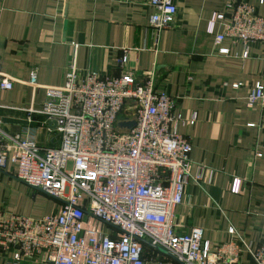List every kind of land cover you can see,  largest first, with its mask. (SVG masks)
I'll return each instance as SVG.
<instances>
[{
  "label": "crops",
  "instance_id": "crops-1",
  "mask_svg": "<svg viewBox=\"0 0 264 264\" xmlns=\"http://www.w3.org/2000/svg\"><path fill=\"white\" fill-rule=\"evenodd\" d=\"M171 1L174 21L156 34L149 26L155 11L150 0H0V68L15 80L11 89L0 90V125L32 134L41 146L58 145L57 133L48 130L54 125L40 114L27 123L26 109L41 107L46 86L63 85L69 61L81 79L88 71L118 75L117 59L128 50L125 70L139 80L144 72H155V88L175 99L177 131L191 143V171L214 172L205 188L186 186L175 208V229L203 228V240L212 248L239 241L230 227L250 246L264 244V110L244 104L264 73V42L250 43L245 57L243 45L226 37L220 47L228 54H221L207 30L215 12H223L228 22L230 7L238 3L264 16V0ZM222 30L216 23L214 32ZM33 70L36 89L28 84ZM193 113L196 119L189 124ZM9 167L0 170V208L32 217L56 209L54 199L15 176L16 165ZM236 178L242 185L233 193ZM142 244L144 264H180L162 248ZM13 255L0 254V264H44ZM234 264L254 262L245 251Z\"/></svg>",
  "mask_w": 264,
  "mask_h": 264
},
{
  "label": "built area",
  "instance_id": "built-area-1",
  "mask_svg": "<svg viewBox=\"0 0 264 264\" xmlns=\"http://www.w3.org/2000/svg\"><path fill=\"white\" fill-rule=\"evenodd\" d=\"M154 12L149 26L156 34L171 27L176 6L171 0H150ZM230 19L215 12L208 25L218 53L224 38L240 42L244 56L250 43L264 42V16L252 6L230 7ZM220 23L223 30L215 33ZM123 50L118 75L88 71L82 79L74 60L65 66L61 86H46L38 109L48 130L57 133L56 146H41L32 134H17L0 125V170L16 165L15 176L56 202V209L32 217L0 208V254L13 259L40 258L44 264H144L142 241L162 248L180 264H234L248 252L254 264H264V244L250 246L230 227V240L213 248L203 240V228L178 232L174 212L189 183L202 188L211 184L213 170L193 173L191 143L177 131L175 99L155 88V72L142 80L130 70ZM15 80L0 68V90ZM28 84L40 87L33 70ZM247 107L264 110V73L244 100ZM196 119L193 113L188 122ZM133 120L131 128L118 122ZM261 156L260 152H256ZM9 167V168H8ZM203 170V169H202ZM234 179L230 191L241 190ZM108 225L109 232L103 230Z\"/></svg>",
  "mask_w": 264,
  "mask_h": 264
},
{
  "label": "water",
  "instance_id": "water-1",
  "mask_svg": "<svg viewBox=\"0 0 264 264\" xmlns=\"http://www.w3.org/2000/svg\"><path fill=\"white\" fill-rule=\"evenodd\" d=\"M134 125H135V122L133 120L118 122L117 124L118 127H125L128 129H131Z\"/></svg>",
  "mask_w": 264,
  "mask_h": 264
},
{
  "label": "rangeland",
  "instance_id": "rangeland-1",
  "mask_svg": "<svg viewBox=\"0 0 264 264\" xmlns=\"http://www.w3.org/2000/svg\"><path fill=\"white\" fill-rule=\"evenodd\" d=\"M32 189H33V188H32ZM33 190H36V189H33ZM36 191H38V190H36ZM38 192H40V191H38ZM103 230L106 231V232H109V231H110V228H109L108 225H104Z\"/></svg>",
  "mask_w": 264,
  "mask_h": 264
}]
</instances>
